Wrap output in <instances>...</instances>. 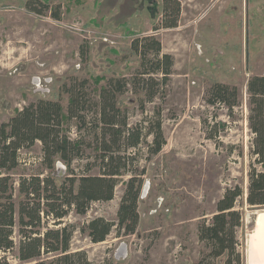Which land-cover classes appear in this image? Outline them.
Here are the masks:
<instances>
[{"label":"rangeland","instance_id":"rangeland-1","mask_svg":"<svg viewBox=\"0 0 264 264\" xmlns=\"http://www.w3.org/2000/svg\"><path fill=\"white\" fill-rule=\"evenodd\" d=\"M24 1L0 0V123L38 99L59 100L68 136L86 135L76 121L66 119L63 83L71 77L86 78L88 92L95 96L111 77L130 79L139 64L130 49L137 36L155 35L162 51L174 58L168 83L153 103L145 105V114L162 108L166 143L154 156H148L145 144L140 146L138 168L145 174L135 233L117 235L113 227L104 241L92 243L79 231L95 217L116 222L123 182L129 177L124 175L110 201L94 202L85 215L71 212L64 219L76 226L71 252H85L94 264H194L208 252L198 240V225L210 222L226 188L238 186L243 191L234 205L241 215L236 229L239 262H233L247 264L246 243L256 228L251 231L253 218L264 211V205L246 202L253 138L246 83L251 76L264 75V0H179L177 27L157 31L152 28L160 23L162 0H117L112 8L111 0H48L50 5L60 4L61 22L67 28L51 19L48 9L38 14L42 8L37 3L27 8ZM81 47L86 48L84 58ZM215 82L238 89L239 103L231 116L225 108L205 103V92ZM138 97L131 92L118 97L130 125L142 117ZM213 128L216 139H209L206 135ZM85 162L75 161L72 168L81 172ZM40 163L39 142L20 151V164L12 171L15 203L19 176L40 172ZM53 173L62 180L68 167L57 160ZM7 257L9 264H22L16 250ZM226 258L213 264H224Z\"/></svg>","mask_w":264,"mask_h":264},{"label":"trees","instance_id":"trees-1","mask_svg":"<svg viewBox=\"0 0 264 264\" xmlns=\"http://www.w3.org/2000/svg\"><path fill=\"white\" fill-rule=\"evenodd\" d=\"M32 1L26 4L29 8ZM117 0H111V8ZM47 8L37 10L42 14ZM60 6L51 17L60 18ZM181 13L179 0H162L161 20L152 30L171 29L178 25ZM137 36V35H136ZM131 51L139 58L138 68L130 79L111 77L95 96L88 92L89 80L69 78L61 86L68 96L66 119L78 123L86 132L70 138L63 128V109L59 100L38 99L17 110L8 121L0 123V264H9L7 255L16 250L22 264H94L83 251L71 252L70 242L76 226L64 222L74 212L85 215L94 202H107L124 175V189L116 211V222L95 217L79 231L92 243H99L115 227L117 235L135 233L139 214V196L144 168H138L140 146L145 144L148 156L158 154L166 140L162 131V108L155 107L145 114V105L153 103L159 89L169 81L174 66L171 54L162 51L155 35L137 36L130 42ZM85 57L86 48L79 50ZM131 92L139 95L137 109L142 117L128 123V111L118 106V97ZM247 123L253 134L251 163L247 175L246 202L250 206L264 205V75L251 76L246 83ZM205 103L223 107L231 116L239 103L237 87L215 82L205 92ZM213 128L209 139H216ZM150 138L147 141V138ZM40 143L42 170L21 175L17 180L19 201L15 203V182L12 171L20 164V151ZM87 151L89 153L87 154ZM86 160L81 172L72 164ZM60 160L68 174L56 180L54 165ZM97 169V173L93 170ZM240 187L226 188L216 203V212L209 223L201 222L197 237L208 252L194 264H213L226 255L224 264L239 262L236 252V229L241 215L234 210L242 195ZM20 236L14 241V230ZM43 229V230H42Z\"/></svg>","mask_w":264,"mask_h":264},{"label":"water","instance_id":"water-1","mask_svg":"<svg viewBox=\"0 0 264 264\" xmlns=\"http://www.w3.org/2000/svg\"><path fill=\"white\" fill-rule=\"evenodd\" d=\"M257 227L256 222V216L253 218V228L251 231ZM259 229V225H258ZM264 244V226L262 228V234H260L258 237H256V243L254 244L255 249L252 250L253 244L249 245V254H248V260L249 264H264V249H260L259 245ZM264 246V245H263ZM124 246L122 245V248Z\"/></svg>","mask_w":264,"mask_h":264},{"label":"bare ground","instance_id":"bare-ground-1","mask_svg":"<svg viewBox=\"0 0 264 264\" xmlns=\"http://www.w3.org/2000/svg\"><path fill=\"white\" fill-rule=\"evenodd\" d=\"M145 190V187H144ZM256 222H257V227L248 235V241L246 243V248H247V264H249L248 260V254H249V245L253 244L252 250L255 249L254 244L256 243V237H258L260 234H262V228L264 226V211L259 212L256 216ZM259 225V229H258ZM264 244L262 243L259 245L260 249H264Z\"/></svg>","mask_w":264,"mask_h":264},{"label":"flooded vegetation","instance_id":"flooded-vegetation-1","mask_svg":"<svg viewBox=\"0 0 264 264\" xmlns=\"http://www.w3.org/2000/svg\"><path fill=\"white\" fill-rule=\"evenodd\" d=\"M29 1H32V2H35V3H37L41 8L43 7V8H45V5L47 6V8L46 9H48L49 10V17L51 18V19H53V20H55L57 23H59L61 26H64V27H68V25L67 24H63L62 22H61V20H62V15H61V12H60V18L59 19H54V18H52L51 17V11L53 10V8L55 7V6H60V4H54V5H50L49 3H48V0H46V2H43V1H41V0H25L24 1V5L26 6V4L29 2ZM45 9V10H46ZM60 9H61V6H60ZM60 9H59V11H60ZM69 27H71V26H69Z\"/></svg>","mask_w":264,"mask_h":264},{"label":"built area","instance_id":"built-area-1","mask_svg":"<svg viewBox=\"0 0 264 264\" xmlns=\"http://www.w3.org/2000/svg\"><path fill=\"white\" fill-rule=\"evenodd\" d=\"M70 29H79V28H76L74 26H71ZM34 79H36V78H34Z\"/></svg>","mask_w":264,"mask_h":264}]
</instances>
